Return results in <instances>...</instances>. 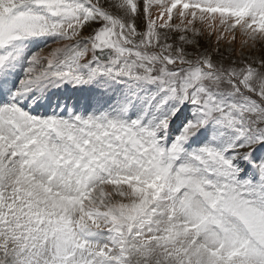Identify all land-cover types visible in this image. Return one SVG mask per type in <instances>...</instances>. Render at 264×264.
<instances>
[{
  "label": "snow or ice",
  "instance_id": "1",
  "mask_svg": "<svg viewBox=\"0 0 264 264\" xmlns=\"http://www.w3.org/2000/svg\"><path fill=\"white\" fill-rule=\"evenodd\" d=\"M0 264H264V0H0Z\"/></svg>",
  "mask_w": 264,
  "mask_h": 264
}]
</instances>
